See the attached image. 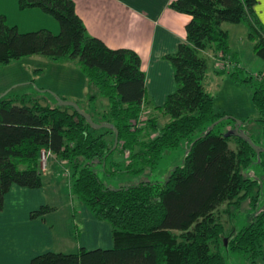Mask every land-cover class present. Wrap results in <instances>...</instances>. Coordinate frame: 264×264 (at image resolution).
Instances as JSON below:
<instances>
[{
    "label": "trees",
    "instance_id": "obj_1",
    "mask_svg": "<svg viewBox=\"0 0 264 264\" xmlns=\"http://www.w3.org/2000/svg\"><path fill=\"white\" fill-rule=\"evenodd\" d=\"M17 1L21 10L40 8L53 16L60 29L56 34L44 28L20 32L0 15V65L33 55L53 62L76 61L88 82L107 100L102 114L98 113L99 121L81 110L94 123H111L118 131L113 148L114 131L92 126L71 106L41 105L37 99L25 101L23 96L8 93L0 97V210L13 184L43 185L40 151L47 149L69 162L71 194L112 228L109 249L46 252L27 264H224L220 245L225 243V230L213 211L224 202L232 207L246 198L258 200L259 183L245 171L261 160L264 149L240 130L243 119L239 131L257 148L241 137L224 136L234 128L235 120L216 112L213 97L205 90L208 64L204 52L222 50L232 57L234 67L218 72L251 86L257 116L250 120L260 124L264 135V76L257 79L238 66L229 50L228 32L222 27L223 23L244 24L252 53L264 63V25L254 11L258 0L170 2V8L188 14L190 20L186 43L167 56L174 67L176 89L159 107L146 94L138 54L128 48H109L90 35L73 0ZM149 108L167 121L159 127L158 117L150 113L143 127L135 128ZM227 120L233 124L225 129ZM111 135L114 140L108 139ZM182 141L190 148L184 164L175 167L164 182L110 188L91 168L100 165L108 174L116 172L119 161L112 158L119 151L129 155L126 167L139 172L154 166L163 151ZM231 141L235 148L230 147ZM48 209L42 206L31 216L41 217ZM227 248L244 254L251 263L264 260V203L228 240Z\"/></svg>",
    "mask_w": 264,
    "mask_h": 264
},
{
    "label": "crops",
    "instance_id": "obj_2",
    "mask_svg": "<svg viewBox=\"0 0 264 264\" xmlns=\"http://www.w3.org/2000/svg\"><path fill=\"white\" fill-rule=\"evenodd\" d=\"M73 1L76 13L90 35L99 38L109 48H128L138 54L141 70L145 74L146 94L153 106H162L167 96L176 89L174 67L167 56L174 54L180 44L186 43V25L190 16L170 8L172 0ZM254 11L264 25V0H258ZM0 15L20 32L44 28L56 33L59 30L40 8L21 10L17 0H0ZM45 21L50 25H46ZM222 27L228 32L229 50L242 67L240 52L249 50L250 46L252 49V43L247 40L246 27L231 23H223ZM38 59L47 61L44 56ZM210 63L205 88L209 77L223 75L214 69L212 61ZM92 89L91 99L97 97L96 101L100 100L97 89ZM146 113L158 118L161 115L151 108ZM51 156L48 168L42 173V186L29 188L13 184L5 194L0 210V264H27L33 257L46 252L75 253L81 248L94 250L113 246L109 223L94 217L70 192L71 203L62 205L61 197L66 194H62L63 188L58 185L60 180H65V174L63 172L60 178L57 168H62L66 161L53 154ZM42 206L49 207L47 212L41 217H32L31 213Z\"/></svg>",
    "mask_w": 264,
    "mask_h": 264
},
{
    "label": "rangeland",
    "instance_id": "obj_3",
    "mask_svg": "<svg viewBox=\"0 0 264 264\" xmlns=\"http://www.w3.org/2000/svg\"><path fill=\"white\" fill-rule=\"evenodd\" d=\"M49 16L51 18L50 20L55 22L59 27L57 20L53 16ZM46 25L50 24L46 23ZM241 28H243L242 25ZM58 32L59 30L56 33ZM216 53L217 51L212 50L204 52L207 56V72L211 66L210 61H212V65L216 71H221L218 68ZM38 58H41V55L34 59L25 61L20 59L7 65H0V95L8 93L11 97L15 95L23 96L25 101L37 99L41 105L50 106H57L58 101L56 100L58 98H64L67 101L78 103L81 109L93 115L94 119L99 121V114H102L101 111L107 106V100L103 97L100 100L98 98L97 101V97L91 99L90 96L93 95L92 88L94 86L88 82L78 63L73 60L53 62L49 59L43 62ZM240 63L247 72L254 74L255 78L260 79L264 76V63L254 56L251 46L249 50L240 52ZM205 90L213 97L215 111L222 112L225 110L235 113L233 115L228 114L231 118L245 120L241 124L240 130L248 133L256 144L264 149V135L262 134L261 126L258 122L250 120L257 116V110L252 102L251 86L247 83H236L227 73H223L218 78L216 76L212 79L209 77ZM141 117L142 121L139 128L143 127L144 120L148 119V113L146 111L142 112ZM166 121V117L159 115V127ZM232 124L228 121L224 128L227 129ZM108 139L114 140V137L111 135ZM230 147L235 148L234 141H231ZM187 151L188 144L186 141H182L178 147L163 151L161 158L154 166H146L139 172H133L130 170L132 168L128 169L126 167L129 155L125 152H117L114 154L112 159L119 161V166L116 167L117 171L114 173L108 174L100 165H94L91 168L97 172L101 181L110 188L127 187L143 181L164 182L168 179L175 167L184 164ZM51 159L52 156L48 157L46 169ZM62 168L58 167L57 172L60 178H62L64 172L65 180L63 182L60 180L58 186H62V194H66L65 196L63 194V197H61L62 205L66 206V203L69 205L70 202V189L67 186L70 185L69 177L71 174L69 162L66 161ZM109 170L111 171L112 169ZM245 175L258 181V200L251 202L250 198H246L238 206L233 205L232 207L227 202H224L213 211L220 223L223 224L225 230V243L224 245H220L224 257V264H264V260L261 258L257 259L255 263H251L244 254L227 250L228 240L250 221L254 209L264 203V150L261 160H256L245 171Z\"/></svg>",
    "mask_w": 264,
    "mask_h": 264
},
{
    "label": "water",
    "instance_id": "obj_4",
    "mask_svg": "<svg viewBox=\"0 0 264 264\" xmlns=\"http://www.w3.org/2000/svg\"><path fill=\"white\" fill-rule=\"evenodd\" d=\"M5 94H1L0 97L4 96ZM58 105H61V106H71L73 107L75 110H77L86 120L87 122H89L92 126H95V127H106V128H109V129H112L115 133V140H114V146L113 148L116 147L117 145V142H118V131H117V128L111 124V123H104V124H96L92 121L91 117L85 113L83 110H81V108L79 107V105L75 102H70V101H67V100H64V99H61V98H58ZM235 120V126L234 128L228 130L224 136L225 137H229L231 135H235V136H238V137H241L243 139H246L249 141V143L251 145H254L253 142L250 140V138L243 132L239 131V128H238V125L241 124V120H237V119H234ZM213 127V125L211 126V128ZM255 146V145H254ZM255 148H257L255 146ZM190 149V148H189ZM188 149V151H189Z\"/></svg>",
    "mask_w": 264,
    "mask_h": 264
},
{
    "label": "built area",
    "instance_id": "obj_5",
    "mask_svg": "<svg viewBox=\"0 0 264 264\" xmlns=\"http://www.w3.org/2000/svg\"><path fill=\"white\" fill-rule=\"evenodd\" d=\"M215 56L217 59L219 70L228 71V70H231L232 67H234L235 63L234 61H232L230 55H227L222 50H218ZM140 125H141V121L138 120V122L134 124V127L136 128V127H139ZM51 155L52 153L47 149H42L40 151V167L43 171L46 170L47 160H48V157H50Z\"/></svg>",
    "mask_w": 264,
    "mask_h": 264
}]
</instances>
